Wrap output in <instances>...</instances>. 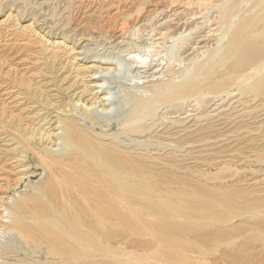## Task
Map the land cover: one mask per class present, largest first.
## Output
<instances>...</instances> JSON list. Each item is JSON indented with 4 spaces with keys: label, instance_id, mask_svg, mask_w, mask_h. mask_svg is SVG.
I'll return each instance as SVG.
<instances>
[{
    "label": "bare ground",
    "instance_id": "1",
    "mask_svg": "<svg viewBox=\"0 0 264 264\" xmlns=\"http://www.w3.org/2000/svg\"><path fill=\"white\" fill-rule=\"evenodd\" d=\"M4 1L28 11L47 36L68 26L73 42L80 37L72 52L92 66L91 82L69 91L71 102H55L52 91L34 95L48 111L37 112L41 124L30 139L14 133L25 143L41 140L33 154L50 179L53 213L38 218L26 198H8L0 210V264H264V236L225 237L237 229L249 234L256 224L224 227L233 219L226 211L240 217L264 199L218 189L207 192L210 204L183 209V192L171 191L180 182L167 177L177 178V164L193 153L185 124L252 121L264 111V0ZM49 124H56L52 132L43 129ZM117 193L159 218L146 239L116 231Z\"/></svg>",
    "mask_w": 264,
    "mask_h": 264
},
{
    "label": "rangeland",
    "instance_id": "2",
    "mask_svg": "<svg viewBox=\"0 0 264 264\" xmlns=\"http://www.w3.org/2000/svg\"><path fill=\"white\" fill-rule=\"evenodd\" d=\"M18 10L4 0L0 1V210L8 198L16 200L26 198L28 210L39 218L45 213H53L47 207L46 201V198L51 199L48 192L50 179L47 176L43 178L44 168L33 154V151L37 152L41 140L35 136L31 143L23 141L26 138L30 139L31 133L38 128L37 124H41L37 112L48 109L37 103L36 97L33 96L41 98L52 91L48 93V97L51 99L53 97L52 100L55 102H71L72 93L69 91L74 87L76 93L80 92L83 86L87 85L85 81L91 82L89 78L91 74H88L89 70L86 68L92 64L81 62V56L76 54L78 49L72 52L73 43L77 44L75 40H79L80 37H75L73 42L68 26L64 28L62 26L54 37L47 36L40 30V26L32 24V17L28 11L19 13ZM54 17L60 20L58 16ZM62 34H65L66 38H63ZM111 77L119 83L122 76L112 74ZM254 117L252 121L246 118H229L231 120L228 123H224L225 119L219 117L202 118L185 124L186 128L189 127L187 132H190V135L184 137V140L195 146L193 153L186 161L177 164L179 170L172 173L177 178L167 175L169 179L174 178L180 182L181 186L171 187L172 192L181 191L184 194L177 205L189 209V205L194 206L199 202L210 204L212 200L206 196L207 192L218 194V189L245 193L248 198L264 199V181L261 182L264 179V111L256 113ZM51 119L54 121V118ZM47 126L49 129L48 127L43 129L47 128L46 131L52 132L51 129L54 127H50V124ZM19 132L24 140L17 139L19 135L15 134ZM44 145L52 147L48 141ZM28 147L30 148L27 149ZM255 180H259L262 185L259 182L254 183ZM117 194L116 231L123 237L130 236L132 240L146 239L148 233L151 234V224L159 218L143 208L125 205L123 195ZM188 194L194 197V200H188ZM238 203L242 204L243 200ZM61 210L58 216H62ZM241 211L243 212L240 217L226 211L233 219L223 226L227 229L236 226L253 229L256 224L255 230L244 234L237 229L227 233L225 237L231 241L236 239L241 241L239 238L244 235L264 236V205L252 206ZM27 225L34 228L33 222ZM32 240L45 246L37 234L32 233Z\"/></svg>",
    "mask_w": 264,
    "mask_h": 264
}]
</instances>
